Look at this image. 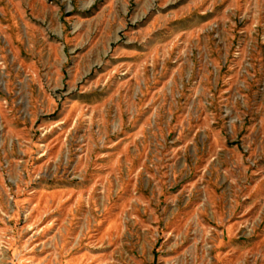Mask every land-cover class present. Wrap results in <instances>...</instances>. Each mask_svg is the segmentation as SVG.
<instances>
[{
    "label": "rangeland",
    "instance_id": "obj_1",
    "mask_svg": "<svg viewBox=\"0 0 264 264\" xmlns=\"http://www.w3.org/2000/svg\"><path fill=\"white\" fill-rule=\"evenodd\" d=\"M0 264H264V0H0Z\"/></svg>",
    "mask_w": 264,
    "mask_h": 264
}]
</instances>
